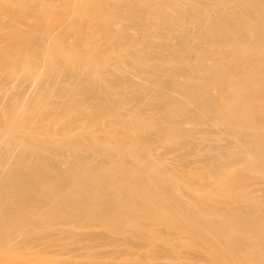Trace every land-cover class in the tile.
<instances>
[{
  "label": "bare ground",
  "instance_id": "obj_1",
  "mask_svg": "<svg viewBox=\"0 0 264 264\" xmlns=\"http://www.w3.org/2000/svg\"><path fill=\"white\" fill-rule=\"evenodd\" d=\"M19 1L0 264H264V0Z\"/></svg>",
  "mask_w": 264,
  "mask_h": 264
},
{
  "label": "rangeland",
  "instance_id": "obj_2",
  "mask_svg": "<svg viewBox=\"0 0 264 264\" xmlns=\"http://www.w3.org/2000/svg\"><path fill=\"white\" fill-rule=\"evenodd\" d=\"M2 1H3V0H1V2H2ZM1 2H0V4H1L0 6H1V8H2L3 5H2ZM17 5H18L19 8H23V7L25 6V5L23 4L22 0L19 1ZM15 25L18 26L20 29H24V28H25V26H24L23 24H15Z\"/></svg>",
  "mask_w": 264,
  "mask_h": 264
}]
</instances>
